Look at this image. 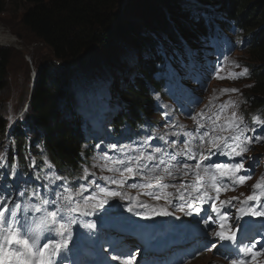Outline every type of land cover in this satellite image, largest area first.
<instances>
[{"label":"trees","instance_id":"1","mask_svg":"<svg viewBox=\"0 0 264 264\" xmlns=\"http://www.w3.org/2000/svg\"><path fill=\"white\" fill-rule=\"evenodd\" d=\"M14 1L25 2L26 8L22 17L23 25L28 27L38 39L44 40L53 47L55 58L48 64L42 65L35 87L32 90L31 111L44 128L45 135L42 136L44 140L42 148L45 150L46 157L54 164L57 171L68 169L73 165H77L80 139L72 126L73 117L70 108L64 106L62 101L64 92L68 90L66 88L68 69L63 66L58 69L54 64H62L57 59L67 63L68 60L77 58L90 45L97 43L103 46L106 42L109 45L108 36L112 35L109 32L118 21L115 7L119 0ZM211 1V3L220 1L221 7L224 6L229 18L236 21V18L240 17L244 24V30L239 29L236 22L232 24V27L242 35L243 40H245L242 42L253 62L261 64L251 68L250 76L257 85L251 89L253 95L248 99V105L253 109H260L264 114V0ZM251 1L256 3H251ZM180 2L182 0H157V6L149 9L154 13L160 12L163 20L156 18L155 22L159 26L167 27L169 23H167L168 20L166 21L164 8L174 12L176 7L179 15L183 14L182 19L188 23L187 26L192 27L196 32H200L201 27L206 26L204 21H207V15H198L193 8L184 12L182 9L186 6ZM3 12H5V6L0 4V14ZM195 15H198V18ZM174 19L178 20L179 17ZM121 23L123 22L119 21L116 28L124 31L123 34L131 32L133 38L135 36L134 32H138L136 27L129 26L128 29L127 25L124 30ZM182 27L186 32L181 31L179 27L175 28V36H178L179 39L190 35L198 38L208 36V34H194L193 31H189L184 26ZM223 27L224 25L219 26L220 29H223ZM230 41L233 40L230 39ZM191 43L194 45L193 41ZM9 58L10 52L7 49L0 48V90L5 87ZM178 58L179 55L176 52L171 57L165 58L166 61L151 53L142 60L141 75H137L135 80L128 79L127 91L131 93V97L127 96V98L123 97L122 99L127 106L126 116L130 117L135 111L138 113L139 110L146 112L145 105L150 102L147 87H158L159 80L155 78V74L157 72L161 73L162 79L164 69L167 68V61L175 62L177 65ZM154 59H157L155 64L152 63ZM159 65H161V68H159ZM1 105L2 102L0 101ZM1 111L0 109V132L5 126V121L1 118L3 116ZM80 127L78 126V129ZM33 152L35 154L40 153L36 147H33ZM21 168L23 173L28 176L26 160L21 162ZM40 169L44 168L40 167Z\"/></svg>","mask_w":264,"mask_h":264},{"label":"rangeland","instance_id":"2","mask_svg":"<svg viewBox=\"0 0 264 264\" xmlns=\"http://www.w3.org/2000/svg\"><path fill=\"white\" fill-rule=\"evenodd\" d=\"M251 3L255 4L256 2L251 1ZM0 4L5 6V12L0 14V28L5 34L7 33V37L9 38L8 43L0 42V48L7 49L10 52L7 79L5 81V87L0 90V101L4 105V108L14 111H17L23 105L20 110V112L23 113V110L29 104L31 87L34 85L33 83L35 81V79L33 80L31 78L32 68L36 69L35 75L37 78L40 65L48 64L55 58V55L53 47L44 40L38 39L28 27L23 25L22 17L24 16L26 8L24 1L0 0ZM219 5L220 4H211L201 0L196 10L205 11V7L218 10L220 9L218 7ZM154 6H157V0H119L115 7L118 21L109 32L112 34L108 36L109 45H107V42L103 46L97 43L90 45L88 49L77 58L73 60L70 59L67 63L57 59V61L62 64H54L56 68L61 69L63 66L68 69L71 88L79 95V105L81 107L84 106L85 102L94 98L93 91L97 89V84L100 85L101 92L104 93L103 97L100 98L98 102H100L101 99L104 100L105 104L119 102L121 96L116 95L117 91L115 87L124 89L129 78L135 80L137 75H141L142 57H148L149 52H155L157 55L158 52L166 50V48H164L165 46L171 47L170 45H166L163 41L158 43L154 40L157 46L156 51L147 46H145L144 49H140L142 47L141 43L137 44L133 41V38L130 37V32H128V34H123L124 31L116 28L119 21L123 22L121 24H123L124 30L126 25L128 29L129 26L141 27L140 22L146 27V19L141 21L140 19L142 17H147L148 20V17L152 13L149 8ZM220 12L222 13V10ZM178 22H183V19L179 18ZM151 36H155L153 32H151ZM245 59H249L246 50L238 48L233 56L215 71L211 81L203 92L204 102L207 103L202 108V112L207 113V111L214 108L228 110L229 103L234 106V100H231V98H236L239 104H242L243 100H245L244 96L240 95V91L244 92L246 95L253 92L251 90L252 84L248 79L245 68L241 64L246 61ZM92 62L94 63L91 64ZM101 65L107 66L109 72H117L112 78H108L103 72L94 70ZM136 65L137 67H135ZM169 67L171 68L172 66L170 65ZM92 75H94V77ZM92 77L95 78L93 85L88 88V90L82 91L81 89L86 88L90 84ZM158 77L159 75L155 76V78ZM232 92L234 93L231 94ZM105 94L108 95L105 96ZM129 95H131V93H129ZM127 96L128 95H124L125 98H127ZM1 112L4 115L3 111ZM31 112L29 108L28 114L31 115ZM222 115L221 113L220 117H222ZM22 116L24 117V115ZM156 127L161 128L159 125ZM93 164L100 169L97 165V160H93ZM128 181L129 179L125 184H129ZM94 190L95 188H90V191L93 192ZM43 193V191H40L41 195ZM99 196L103 198L101 194H99ZM32 206L38 208L39 204L38 202H33ZM214 258L215 256L213 255L205 256L194 264H212Z\"/></svg>","mask_w":264,"mask_h":264},{"label":"snow or ice","instance_id":"3","mask_svg":"<svg viewBox=\"0 0 264 264\" xmlns=\"http://www.w3.org/2000/svg\"><path fill=\"white\" fill-rule=\"evenodd\" d=\"M247 72V69H245ZM196 120V117H193ZM198 124L200 123L198 120L196 121ZM264 123V122H261ZM203 124H200V127H203ZM249 131L248 128H240L237 126V135H231L229 138L237 143L242 142L240 137ZM254 131V129H253ZM187 141L183 144L182 148L177 149L175 142L169 144L168 147L174 149L172 153H166L160 147H156L154 153L149 155H144L143 151H140L138 155L135 156H126L123 159L107 157L108 160L111 161L112 166L108 167L109 172L119 173V177L117 178L115 175L113 176H102L101 180L106 181L110 185H116L117 188H109L107 186H102L100 183H97L96 180L91 181V185L95 186V190L91 193L90 196L83 197V204H77L76 207H65V208H57L55 211H51L48 213V216L42 218L35 227H30L28 225H21L25 230V235L23 238H17V234L15 231L10 230L3 239L7 243H17L21 245V248L16 251L8 250L4 247H0V264H12L14 261L15 264H55L54 259L57 254L61 251V249H67L69 245V240L72 238V230L71 225L77 223L75 218L69 217L67 222L64 221L63 216H59L61 212H81L85 215H93L98 209L103 208L104 205L109 203V200L114 197H119L121 200H128L129 197L126 194H122L118 189L123 188L127 180L131 177H143L145 181H150L152 177L160 171L161 175L166 173L172 180H176L177 175L183 176L185 178L189 177V173H192L191 182L186 186L185 183H181L179 186L173 184L171 187L175 188L177 192L180 193L179 200L185 201L186 196L184 193H187V203L180 205V211L184 212L187 209V214L191 215L193 212L199 213L201 211L200 207H193L194 204H204L209 200H212L213 197L210 194V189H205L203 183H201L204 179V176L201 174L203 172L205 175H209L211 178V187L215 189L217 196L216 200H219L218 193L222 190L217 183L219 178L223 177H236L237 172L244 168L243 163H208L206 166L202 168L201 161L208 160L211 155L213 149H216L217 152L221 155L227 156H241L244 151L247 149L240 148L237 151L235 146L229 145L227 142H224L222 150L221 143L216 142L215 139L209 144H205V137L208 136V133L205 132L203 135L193 136L192 133H186ZM152 137L149 136L145 139L144 144H147V141ZM199 139L200 143L193 144V141ZM264 139V137H261ZM112 149H116L117 145H110ZM230 149V150H227ZM120 152L131 151L130 146L123 145L118 149ZM205 150L207 151V155L205 154ZM160 153V156L156 154ZM167 157V160H165ZM178 157L186 158L187 160H196L195 164H189L186 162H182L178 160ZM159 161V164L149 166L148 162L151 161ZM175 162V163H173ZM166 163V167L162 170L160 169V165ZM122 167V171H121ZM214 170V171H213ZM147 173V174H145ZM246 176H239L237 179L240 182H243L247 179ZM56 179H60V177H56ZM87 179V176L85 177ZM128 187L136 188L138 185L136 183L129 184ZM140 188H152L153 185L151 183H143L139 185ZM163 188H168L169 185H162ZM255 187L259 188L260 185L257 184ZM183 189V192H181ZM227 190V189H224ZM88 188L81 187L80 192H87ZM99 194H104L103 198L99 196ZM148 195H153V193L149 192ZM23 195V193L21 194ZM33 195H37L35 192ZM60 194H58L59 196ZM79 195V193H78ZM171 196L172 193L169 192L167 194ZM260 196H264V192H261L259 196L253 194L249 195L246 198L244 203L251 200H259ZM64 200H71L72 197L64 196ZM159 199V196L156 197ZM236 199V198H233ZM6 203V201H5ZM50 202L48 200H43L42 204L47 205ZM55 204V201L51 202ZM168 203L171 204L172 201L168 200ZM221 205L223 206L226 203H231V201H221ZM4 205L0 204V208H3ZM16 208H19L20 205H15ZM127 211L133 213L135 216H143L149 217L152 215L162 214V215H171L166 209L156 208L154 206L145 204V203H134L126 205ZM212 210L217 214L220 213V208L216 206L215 203L211 205ZM37 212L41 211L40 208L36 209ZM241 215L250 213L253 216H261L264 215V212L257 211L254 208H245L241 207L238 209ZM12 216H16L15 211H11ZM3 213H0V218H2ZM59 216V220L57 217ZM51 219H48V218ZM211 219V217H209ZM220 224L219 231H213L211 234L215 237H218L221 241H236V234L234 231H231L229 228L228 231H225V223L228 219L227 213L224 215H220ZM239 219V216L237 217ZM47 220V223H46ZM205 224L209 223V220L206 219L204 221ZM212 223H216L215 220ZM83 227L86 229H95V222H87L83 224ZM237 229H239L240 225L237 224ZM42 230H43V239L47 242L42 243ZM65 233L67 235L65 236ZM59 236L60 239L57 240L55 237ZM29 236L32 238L31 244L29 243ZM242 244V242H240ZM264 247V246H262ZM113 251L119 252V255L112 256V260L119 261L122 257H124L122 264H134L135 256L132 254L131 250L125 249H117L114 248ZM251 253V258L255 260V258L261 255L260 252H254L253 247H249L248 245H242V247H238L234 255L236 256H245ZM232 264H246L245 259H233Z\"/></svg>","mask_w":264,"mask_h":264},{"label":"bare ground","instance_id":"4","mask_svg":"<svg viewBox=\"0 0 264 264\" xmlns=\"http://www.w3.org/2000/svg\"><path fill=\"white\" fill-rule=\"evenodd\" d=\"M180 3L181 4L184 3V6H185V4H190V0H182V2H180ZM144 19H147V17L146 18L142 17L140 19V21L141 20H144ZM235 22L237 23V26H238L239 29L244 30V24L241 21L240 17L239 18H236V21ZM187 25H188V23L185 22L184 20H183V22H178V27L183 32H186V31L183 29L182 26H184L185 28H187L189 31H193L194 34H197V35L204 34L205 35V33L194 31L192 29V27H188ZM140 26L141 27H138L137 26L138 32H134V35L135 36L133 37V41H135L137 44L138 43H141V46L142 47L140 49H144V47L147 46V47H149V48H151V49H153V50L156 51L157 50V46L154 43V40L156 42H157V40H156L155 36H151V30L147 26L144 27V25H143L142 22H140ZM159 33L160 34H163L162 32H159ZM131 35H132V33H131ZM221 35L222 34L219 31V32H216L214 34L208 35L207 37H201V38H198V37L193 36V35H190L188 37H181L178 40V43H177L176 47L173 46L171 43H167L166 40H163V42L166 45H170L171 47L165 46L164 48H166V50L165 51L158 52L157 55L155 54V52H149V54L154 53L159 58L165 60V58L171 57L172 53L176 51V53L179 55L178 64L176 65L175 62L167 61V68L171 65L172 66L171 68L174 71H176L178 74L187 76L188 75V72H187L186 67H185L184 59H187V60L191 61L193 64L197 65V64L201 63L204 59L209 58L210 57V54L212 52H217V51L224 50L226 47H228L232 51H237L238 48L245 49L246 46L244 45V43L242 41H240V40H234V41L226 42L222 38ZM8 40H9V38L7 37V33L5 34L3 32V30L0 28V42L1 43H8ZM191 41H193V44L194 45H197V46H200V47L203 48V53L202 54L197 53V52L193 51L190 48V46L192 45ZM248 56H249V59L248 60L245 59L246 61H244L241 64L243 65V67L245 69H247V72L246 73H247L248 79L250 80V83L255 87L257 84L254 83V80L250 76L251 68L254 67V66H260L261 64H255L253 62V59L251 58V56L249 54H248ZM145 58L146 57L143 56L142 59H141V61L143 59H145ZM156 61H157V59H154L152 61V63L155 64ZM135 67H137V65ZM159 68H161V65H159ZM156 75H159V77L157 78V80H159L158 81L159 82V85H161L164 82V80H165V75L162 76V79H161V73L157 72L155 74V76ZM128 83H129V80L127 81V85L124 87L125 90H128ZM102 85H103V83H102ZM251 95H253V92L250 93L249 95H247V97H246V104L248 106V116L247 117H248L249 120H252L255 123L264 122V114H263V112L260 109H253V108H251L248 105V99L251 97ZM123 97H124V95L121 96V100L120 101L122 103H125L122 100ZM129 97H131V96H129ZM1 114H2V112H1ZM261 124L264 125V123H261ZM167 211L169 213H171V215H163V217L166 219L165 225L167 227H169L173 232L180 233V232H182V228H190L191 227L190 224H188L182 217L176 216V215L172 214V212L170 210H167ZM129 238L130 237H127V238H124L123 240H127ZM195 242L198 245L202 246V247L204 245V243L202 241L196 240ZM180 254L183 256V252L182 251H180ZM179 260H182V259H179ZM172 263H174V262H169V264H172ZM192 264H194V263H192Z\"/></svg>","mask_w":264,"mask_h":264},{"label":"clouds","instance_id":"5","mask_svg":"<svg viewBox=\"0 0 264 264\" xmlns=\"http://www.w3.org/2000/svg\"><path fill=\"white\" fill-rule=\"evenodd\" d=\"M207 1L208 3L210 2V0H204ZM151 15H153V12L151 13ZM228 16V15H227ZM155 17V16H154ZM175 24V23H174ZM176 25V24H175ZM167 30V29H166Z\"/></svg>","mask_w":264,"mask_h":264}]
</instances>
